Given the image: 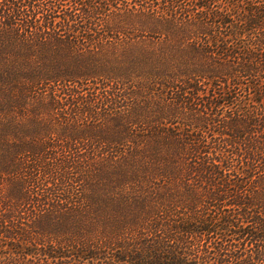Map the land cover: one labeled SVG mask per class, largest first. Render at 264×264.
Wrapping results in <instances>:
<instances>
[{
    "label": "trees",
    "instance_id": "1",
    "mask_svg": "<svg viewBox=\"0 0 264 264\" xmlns=\"http://www.w3.org/2000/svg\"><path fill=\"white\" fill-rule=\"evenodd\" d=\"M103 1L0 0V264H264V0Z\"/></svg>",
    "mask_w": 264,
    "mask_h": 264
},
{
    "label": "rangeland",
    "instance_id": "2",
    "mask_svg": "<svg viewBox=\"0 0 264 264\" xmlns=\"http://www.w3.org/2000/svg\"><path fill=\"white\" fill-rule=\"evenodd\" d=\"M102 2H101V5L102 4H105L107 1H103V0H101ZM108 4H109V7L111 6L110 5V0L108 1ZM119 4H120V2H119ZM31 5H33L32 6V8L30 7ZM41 1H39V2H35L34 4H29V7H27L26 9L28 10V9H32V12L31 11H28V13H29V18L31 17H33L34 16V13L35 14H37V17L39 16V14H41V13H37V11H39V12H43L42 10H41ZM48 6H49V4H48ZM102 6H105V5H102ZM101 6V7H102ZM111 9L115 12V13H118V12H120L122 9H120V7L118 6V5H115V4H113L112 5V7H111ZM58 10V12H57V14H56V17H54V19H53V21L54 22H57V24H60V22H61V20H63L64 18H68V17H70V16H73V14H77L78 13V10L76 9V10H73V5H72V2H71V0H61V5L59 6V8L57 9ZM52 11V10H51ZM41 16H43V15H41ZM41 16H40V18H41ZM99 18H102L101 16L99 17ZM33 19V18H32ZM69 19V18H68ZM42 20V19H41ZM76 23H73V21H70V26H72V27H76ZM34 32H38V29H33L32 28V33H34ZM12 116H14V114H11V117ZM4 117L7 119V118H9L8 116H7V113H6V111H5V113H4ZM15 117V116H14ZM3 144H5V143H3ZM3 149L4 150H9V147H3ZM80 153L82 152V150H80L79 151ZM99 154H100V156H102L103 154H101V150H100V152H99ZM79 160H81V162H82V158H80ZM104 161L102 160L97 166H95V169H100V167H101V165H102V163H103ZM2 166H3V168H6V167H8V164H7V162L5 161V158H3L2 159ZM2 168V169H3ZM99 217H101V216H99ZM92 218V216L91 215H89V217H87V222H89L90 224H92V225H97L95 222H92L93 220L91 219ZM102 218V217H101ZM102 228H100V230H101ZM98 256H100V253H99V251H98ZM24 256V253H21V255H19V256H17L18 258L17 259H20L21 260V263H23V264H29V262L28 261H26L24 258H23V256ZM30 255H32V253H30ZM38 255V254H37ZM87 256V258H85V260H84V262H85V264H97L98 262H97V257L98 256H96L95 254H93V253H91V254H88V255H86ZM30 256L29 255H27V258H29ZM52 260H54L55 262H58L59 264H79V263H77V262H72V258H65V257H62V258H60L59 260H56V259H52ZM51 260V261H52ZM51 263H53V261L51 262ZM99 264H103V262H101V263H99Z\"/></svg>",
    "mask_w": 264,
    "mask_h": 264
}]
</instances>
